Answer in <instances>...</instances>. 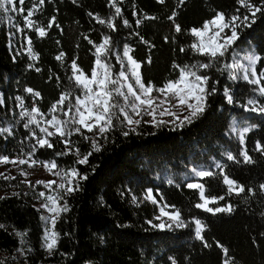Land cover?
<instances>
[{
  "label": "trees",
  "instance_id": "1",
  "mask_svg": "<svg viewBox=\"0 0 264 264\" xmlns=\"http://www.w3.org/2000/svg\"><path fill=\"white\" fill-rule=\"evenodd\" d=\"M110 5L111 0H44L43 4L25 0L23 5L16 0V8L22 7L23 13L10 6L8 11L0 9V129L11 132L0 134V157L26 158L25 153L35 144L32 132L43 135L35 124L25 127L30 117L22 112L38 108L44 114L37 116L43 127L44 120L51 118V106L62 94L71 92L73 103L82 94L69 79L71 64L75 61L90 76L95 68L94 45L102 44L105 36L111 37L108 58L114 72L120 69L117 56L122 58L128 46L130 55L142 65L144 81L162 87L178 78L179 70L173 65L208 62L189 47L195 42L192 28L201 27L218 12L226 18L247 14L250 26L237 29L234 46L250 48L260 57L256 72H264V9L252 17L237 0H165L163 4L158 0H117L122 10L117 17ZM30 11L33 14L28 17ZM173 13L181 27L179 33L169 19ZM96 17L114 21L116 30L98 23ZM28 19L33 22L31 28ZM125 19L131 27L124 26ZM38 28H44L46 35L41 37ZM232 51L229 48L218 66L206 70L211 77L208 86L216 91L208 97L204 113L191 124L179 128L141 122L136 132L124 136L122 132L129 129L115 111L119 119L113 118L114 129L106 134L107 139L98 138L100 151H93L91 142L82 136H71L72 151L77 147L81 153L92 151L87 164H77V157L70 153L56 155L67 151L59 136L48 137L55 146L52 149L37 145L33 159L55 160L58 169L74 167L88 179L79 180V190L65 197L69 210L57 220L54 230L59 237L51 252L44 243L37 188L18 178L0 179V225L4 226L0 228V264H223L229 257L232 264H264V154L256 150L257 143L264 146V114L242 108L249 99L264 105V96L255 90L256 85L229 78L226 65H230ZM60 53L64 57L57 60ZM29 88L40 95L29 93ZM225 89L231 91L232 103L227 101ZM67 105L68 101L65 110ZM55 115L66 119L60 112ZM234 120L250 129L244 133L243 143L232 132ZM85 135L94 137L86 131ZM242 149H247L254 163L243 162ZM227 153L236 160H229ZM221 168L245 188L243 193L228 192L219 175ZM196 169L217 175L202 179L195 175ZM191 181L203 183L206 194L224 196L220 206L230 203L234 211L212 215L195 208L200 201L198 191L187 187ZM149 189L160 203L180 209L188 226L164 231L151 227L146 221L155 222L158 208L144 199ZM195 219L207 226L202 235L211 247L196 237ZM217 242L228 249L227 257Z\"/></svg>",
  "mask_w": 264,
  "mask_h": 264
},
{
  "label": "snow or ice",
  "instance_id": "2",
  "mask_svg": "<svg viewBox=\"0 0 264 264\" xmlns=\"http://www.w3.org/2000/svg\"><path fill=\"white\" fill-rule=\"evenodd\" d=\"M20 5H23L25 0H18ZM75 2V0H73ZM122 2V0H121ZM165 0H158V3L163 4ZM40 4L44 3V0H39ZM183 3V0H181ZM237 3L241 8L247 9L248 13L252 17H255L256 13L261 12L264 9V0H261L259 4L253 3L252 0H237ZM9 6L12 11H19L23 13L24 9L21 7L16 8V0H0V9L4 11L9 10ZM111 7L114 8V15L120 16L122 10L117 6V0H111ZM240 9H237L239 12ZM32 12H28V17L32 16ZM91 16L92 13H89ZM146 19H156V17H145ZM97 22L100 24H105L107 27L111 28L113 31L116 30L117 25L114 21H105L99 17H96ZM173 20L175 31L177 33L181 32V27L179 24L175 23V13L169 17ZM249 15L245 14L243 17L240 15H232L226 18L223 12H218L216 15L203 23L199 28H192L190 34L195 37V42L190 44V48L195 54L204 56L208 58V62L197 61L194 64H186L183 66L173 65L174 68L179 70L178 78L169 80L162 87H157L150 81L145 82L140 69L142 67L141 63L138 62L132 55H130L132 49L125 46L123 49V57L125 60L117 56V61L120 63V69L118 74L113 71V66L101 59L102 56L107 57L112 53V41L111 37L105 36L102 44L94 45L96 48V67L92 69L90 76L85 74L82 69L78 67L75 61L71 64V69L73 75L69 79L74 80L77 86L82 90V97L77 95L75 97L74 103L71 101V92H65L59 98V100L51 106L50 112L52 113L50 119H45L44 123L46 126L41 127V121L37 119V116L44 117V114L40 112L38 108H33L31 112H22V116L30 117L28 124H35L39 128V132L43 135H37L35 131L32 132V137L35 139V144L31 145V151L25 153L26 159L17 157L16 159H9L8 156L0 157V164H12L13 166L28 165L30 168L38 165H43V167L52 175L60 178L61 182L57 184L56 180L36 181L37 185H43L45 189L49 192L53 191V185L57 186L58 191L54 195H46L44 191L37 193V198L42 199L44 202L40 205L41 209L46 210L51 215L44 216L41 215V220L45 224V246L49 252H51L56 244L59 237V233L55 232V225L60 217V214L67 212L68 205L65 197L71 195L75 191L79 190V180H87V175H82L78 169L71 168L68 171L58 170V165L55 160L41 161L38 159H33L35 156L37 145L39 148H54V144L48 139V137L59 136L60 141L64 144L66 152H57L56 155L73 154L77 157L75 161L77 164H87L89 157L92 155V151L81 153L80 149L77 147L72 151L70 148L71 136L73 134L82 136L85 140L91 142V147L93 151H100L101 145L98 138L104 137L107 139V133L114 129L113 118L116 117V113L113 109L118 108L120 114L123 116V121H126L128 131H123L122 135L127 136L129 132H136V128L140 125L143 116L151 117L150 121H145L146 123H152L153 126H160L166 123H174L176 127L182 128L185 124H191L194 119L202 115L207 107L208 97L215 94V87L209 88V81L211 77L207 74L206 70L218 66L221 58H223L228 49L232 47L235 41L239 38L237 29L243 26L249 25ZM254 22V20L252 21ZM54 23V19H53ZM137 25L141 23L140 20L136 21ZM123 24L126 27H131L127 19L123 20ZM27 25L29 28L33 26V22L28 19ZM229 30L230 34L226 33L225 30ZM37 31L41 37L46 35L44 28H38ZM138 35V33H137ZM167 40V38H165ZM148 43L147 41H143ZM91 43V41H90ZM28 44L31 45V40H28ZM184 51V48L180 49ZM31 52V48H29ZM64 53H60L56 57L57 60H62ZM35 58V57H34ZM248 67H244L240 64L226 65L230 69L229 78L230 79H243L250 84L256 85L260 96H264V84L261 83L264 80V72H261L258 76L255 70V64L260 59L259 56H247ZM148 63H151V58H148ZM205 70V71H201ZM223 71L222 69H219ZM235 71H242L243 75L238 77ZM131 77V79H130ZM218 83V82H217ZM29 93L35 96H39L38 92H33V89H27ZM225 96L229 103L233 102V97L229 94L228 90L225 89ZM117 98H122L124 103L120 104ZM131 98V99H130ZM19 99V97H17ZM68 101L67 109L65 110V102ZM0 103L3 100L0 99ZM251 105L252 107H248ZM247 105L244 107L248 111H257L264 114V105H259L254 99H249ZM127 109H131V113L135 117H140V119H135L133 115H130ZM187 115H184V112ZM60 112L66 119H61L55 113ZM163 116L172 117L171 121H165L163 119H158ZM183 117V118H181ZM50 129H54L50 130ZM250 129L245 128L243 132L240 133V139L243 143L244 133H247ZM85 131L88 133H94V137H88L85 135ZM8 132L11 134L10 129H0V134ZM256 150L264 154V146L260 143L256 144ZM240 155L243 157L244 163H254L252 157L248 154L247 149H242ZM227 158L229 160H236V157L231 153H227ZM239 162V161H237ZM220 168V165H217ZM195 175L200 178L214 177L217 173L208 170H194ZM20 174L22 176H27L29 173L21 170ZM3 174L0 173V176ZM219 175L222 176V182L227 186L228 192H235L236 194L243 193L245 188L242 185H238L235 180L231 179L228 175L221 172ZM5 179H15V177H4ZM73 181H77L73 184ZM29 187H33L29 183ZM187 187L198 191L199 201L194 204V207L201 209L206 213L216 215L219 213H232L234 211L233 206L229 203L224 206H220V201L224 200V196H213L211 194H206V188L203 183H189ZM264 189V185H261ZM18 195V193L16 194ZM145 200L151 201L152 204L158 206L159 212L155 216V220L160 221V223L155 224L151 220L146 221L151 227L157 228L161 231L171 230L173 226L177 228L187 227L188 224L181 216L180 209L176 208L175 205H168L166 203L162 204L158 201L152 194V190H147ZM162 199V198H161ZM136 197H133L135 202ZM63 201V204H61ZM211 205H215L212 207ZM171 208L172 211L168 209ZM166 218V219H165ZM195 235L198 239L204 242L205 247H211L205 241L202 233L206 229V225L200 220L195 219ZM51 225V227H48ZM0 225V228H3ZM18 235L23 236L24 234L18 233ZM217 246L222 248L224 256H228V249L224 248L217 242ZM173 264L175 262L173 261ZM223 264H232L231 258L225 259Z\"/></svg>",
  "mask_w": 264,
  "mask_h": 264
},
{
  "label": "rangeland",
  "instance_id": "3",
  "mask_svg": "<svg viewBox=\"0 0 264 264\" xmlns=\"http://www.w3.org/2000/svg\"><path fill=\"white\" fill-rule=\"evenodd\" d=\"M225 31H226V33L230 34V31L229 30L226 29ZM234 44L232 45L233 51H232V60L230 62V65L240 64V65H243L244 67H248V61H247L246 57L247 56H256V55L252 52V50L250 48H247V49H239L238 47H235ZM101 59L104 60V61H106V62H109L113 66L112 62H110L111 58H108V56L106 58H103V56H102ZM121 59H124L125 60V65H126V59L124 57H122ZM95 67H96V65H95ZM115 73L118 74V72H115ZM256 73H257L258 76L260 75L258 72H256ZM235 74L238 77H241L243 75V72L242 71H235ZM130 79H131V77H130ZM261 83H262V81H261ZM228 92L232 96L231 91L228 90ZM82 95H83V93L80 96L82 97ZM224 95H225V91H224ZM117 99L119 100V103L120 104H123L124 103V101H123L122 98H117ZM226 99H227V97H226ZM245 105H247V102L244 105H242L243 110H246V108L244 107ZM247 106L249 108L252 107L251 105H247ZM115 111H119V109L118 108L113 109V112H115ZM127 111L129 112L130 115H133V117L135 119H140V117H135L134 114L131 113V109H127ZM246 111H248V110H246ZM255 112H257V111H255ZM183 114L184 115H187V112L185 111ZM121 116H122V114H121ZM181 118H183V117H181ZM158 119H163L165 121H171L172 120V117H170V116L159 117L158 116ZM150 120H151V117L145 115V116H143V119L141 120V122L153 126L152 123H146L145 122V121H150ZM166 124H170V125L176 126L174 123H166ZM51 130L54 131V129H51ZM232 132H233V134H236V136H238V137H240V133L243 132V128L241 127V124H239V122L237 120H234L233 121ZM9 159H16V157H9ZM21 170L29 173V175H27L26 177L25 176H22L20 174ZM58 170H62V169H56L54 171H58ZM199 170H201V169H196V171H199ZM0 173L3 174L2 176H0V179H5L4 178L5 176L18 178L21 182H23L25 184L31 183L32 185H34L35 188H37V190H36L37 192L44 191L46 193V195H54L56 193V191H58L57 186L56 185H53V191L49 192V190L48 189H45L43 185H37L36 184V181H38V180H43V181L56 180L57 181V184H59L61 182V180H60L59 177L54 176L51 173H49L43 167V165H38V166H35V167H31L30 168L28 165H19V164H17L16 166H13L10 163L9 164H0ZM189 183H200V182H198V181H191ZM36 201H37V205L39 207L44 202L42 199H38V198L36 199ZM61 204H63L62 201H61ZM162 204L163 203H161V205ZM211 206L214 207V205H211ZM157 208H158V206H157ZM41 210H42V214L44 216L51 215L46 210H44V209H41ZM168 210L169 211H172L171 208H169ZM158 212H159V209H158ZM154 223L155 224H158V223H160V221L155 220ZM45 227L46 226L44 224V235H43L44 236V243H45ZM48 227H51V225H48Z\"/></svg>",
  "mask_w": 264,
  "mask_h": 264
}]
</instances>
